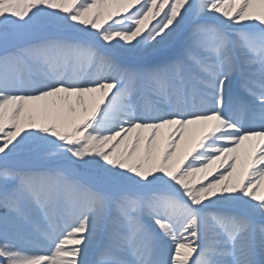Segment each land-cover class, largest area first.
Masks as SVG:
<instances>
[{
    "label": "snow or ice",
    "instance_id": "6c2138e0",
    "mask_svg": "<svg viewBox=\"0 0 264 264\" xmlns=\"http://www.w3.org/2000/svg\"><path fill=\"white\" fill-rule=\"evenodd\" d=\"M0 264H264V0H0Z\"/></svg>",
    "mask_w": 264,
    "mask_h": 264
}]
</instances>
